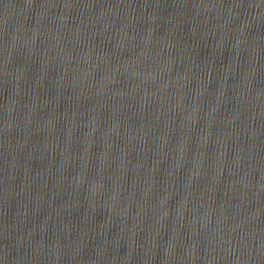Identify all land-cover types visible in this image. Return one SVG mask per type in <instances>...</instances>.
I'll list each match as a JSON object with an SVG mask.
<instances>
[{
    "label": "water",
    "instance_id": "obj_1",
    "mask_svg": "<svg viewBox=\"0 0 264 264\" xmlns=\"http://www.w3.org/2000/svg\"><path fill=\"white\" fill-rule=\"evenodd\" d=\"M0 264H264V0H0Z\"/></svg>",
    "mask_w": 264,
    "mask_h": 264
}]
</instances>
